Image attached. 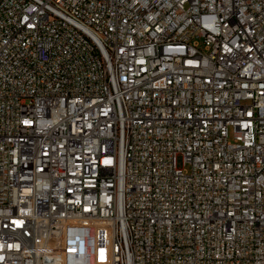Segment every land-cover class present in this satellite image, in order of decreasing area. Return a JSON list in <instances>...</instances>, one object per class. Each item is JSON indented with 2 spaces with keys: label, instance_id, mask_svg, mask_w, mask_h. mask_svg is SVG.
I'll return each instance as SVG.
<instances>
[{
  "label": "built area",
  "instance_id": "1",
  "mask_svg": "<svg viewBox=\"0 0 264 264\" xmlns=\"http://www.w3.org/2000/svg\"><path fill=\"white\" fill-rule=\"evenodd\" d=\"M0 264H264V0H0Z\"/></svg>",
  "mask_w": 264,
  "mask_h": 264
},
{
  "label": "rangeland",
  "instance_id": "2",
  "mask_svg": "<svg viewBox=\"0 0 264 264\" xmlns=\"http://www.w3.org/2000/svg\"><path fill=\"white\" fill-rule=\"evenodd\" d=\"M230 140H232V132L230 131ZM178 163H179V165L182 167L183 166V164H182V158L180 157V158H178Z\"/></svg>",
  "mask_w": 264,
  "mask_h": 264
}]
</instances>
